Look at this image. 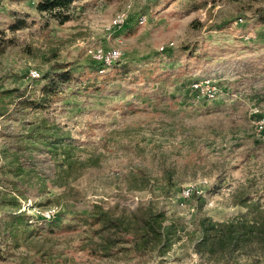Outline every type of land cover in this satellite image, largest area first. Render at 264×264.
I'll list each match as a JSON object with an SVG mask.
<instances>
[{"label":"rangeland","instance_id":"1","mask_svg":"<svg viewBox=\"0 0 264 264\" xmlns=\"http://www.w3.org/2000/svg\"><path fill=\"white\" fill-rule=\"evenodd\" d=\"M38 1L0 0V91L26 102L0 116V264H264V0H78L48 27Z\"/></svg>","mask_w":264,"mask_h":264},{"label":"trees","instance_id":"2","mask_svg":"<svg viewBox=\"0 0 264 264\" xmlns=\"http://www.w3.org/2000/svg\"><path fill=\"white\" fill-rule=\"evenodd\" d=\"M77 1L78 0H39L36 3L35 10L40 15V17L42 19H44L45 27H48L49 24H51V23H56L57 25L62 26V25H65L72 20V10L74 9V5ZM259 18H261L260 20H262V21L264 20V11L260 14ZM27 26L28 25H27L25 19H23V20L19 19L18 21L13 22L9 26V30L16 32V31H20V30L27 28ZM4 34H5L4 31H0V36H2ZM98 64L101 66L99 68V73H104L105 68L107 66H105L102 63H98ZM69 73L70 72H67V73L61 74V75L57 74L54 76H53V72L47 73L45 75L44 79L49 80V82L43 89V95L41 96V100L38 103L30 101V102H28L29 105L33 106V107L35 106L36 108H40L42 106L49 104L50 101L48 98L55 93V90L57 89V87L61 83H66L70 80V78L68 77V76H70ZM40 76H41V74H40ZM65 76H67V77H65ZM16 92H18V91H16V90L0 91V116H5L10 111V109H9L10 106H15L14 107V110H15L17 106H24L25 105L26 102H23V101H20L19 103H15V101H10L9 103H6V99L9 98L11 100L14 97V94ZM247 201H249V199L248 200L244 199L241 202V204L246 206ZM136 218L139 221V225L142 226L139 228L144 230V233L141 235L142 240L144 241V239H146L147 236H151L154 240L160 241V242H162V240H164L163 245L161 247V254L166 253L168 250L167 248H168L169 244L166 243L168 241L166 238L168 235H166V237H165L164 230L160 229L162 226L160 224V222L163 218L162 215H157V214H154L152 212H148V213H145V215L143 214V215L137 216ZM94 222H95V224H98V225L102 224L104 226V228L112 229L114 231H119V232L124 233V231L122 230L121 222L119 220H113L111 218V216L109 215V213L102 208H99V211L96 213ZM162 228H164V227L162 226ZM227 228L229 230L228 231L229 235H231L233 232L230 230L232 228V226H228ZM126 236H128V235L126 234ZM13 238L16 239V236H14ZM124 241L126 243L130 242L125 237H124V239H121V238L110 239L107 241V244H101V245H99V247L102 250H105V251L107 250L109 252L111 250V245H115V244H118V243H121ZM7 243H8V241H6L0 235V260L5 258L4 257V251H3L2 247L4 246V244H7ZM15 245H16V241H15Z\"/></svg>","mask_w":264,"mask_h":264},{"label":"built area","instance_id":"3","mask_svg":"<svg viewBox=\"0 0 264 264\" xmlns=\"http://www.w3.org/2000/svg\"><path fill=\"white\" fill-rule=\"evenodd\" d=\"M123 23H124V21H122V24ZM106 62H113L114 65L117 63L116 60L111 59V57H109V56L105 57L103 61H97V63H106ZM38 75H39L38 73H30L31 78L38 77ZM210 86H211V83L208 81L207 85H203L202 83H198V84H194L193 88H194V90H201L203 93H205L207 95H214L215 93H210ZM184 193L190 194L189 191H186ZM46 218H51V217H46Z\"/></svg>","mask_w":264,"mask_h":264},{"label":"bare ground","instance_id":"4","mask_svg":"<svg viewBox=\"0 0 264 264\" xmlns=\"http://www.w3.org/2000/svg\"><path fill=\"white\" fill-rule=\"evenodd\" d=\"M115 58V57H114ZM32 73H38V72H32ZM39 74V73H38ZM40 77V74L38 75V77H33V78H35V79H37V78H39ZM184 195H185V197H188V198H190L189 196H190V194L189 193H184ZM183 197V196H182ZM185 200V199H184Z\"/></svg>","mask_w":264,"mask_h":264}]
</instances>
